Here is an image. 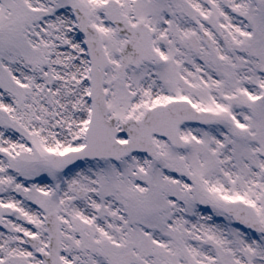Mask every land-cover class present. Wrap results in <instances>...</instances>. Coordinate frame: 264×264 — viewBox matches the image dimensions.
I'll list each match as a JSON object with an SVG mask.
<instances>
[{
  "label": "snow or ice",
  "instance_id": "obj_1",
  "mask_svg": "<svg viewBox=\"0 0 264 264\" xmlns=\"http://www.w3.org/2000/svg\"><path fill=\"white\" fill-rule=\"evenodd\" d=\"M0 264H264V0H0Z\"/></svg>",
  "mask_w": 264,
  "mask_h": 264
}]
</instances>
